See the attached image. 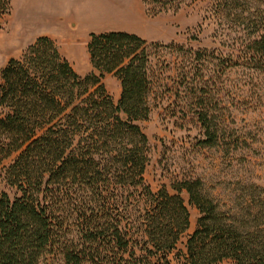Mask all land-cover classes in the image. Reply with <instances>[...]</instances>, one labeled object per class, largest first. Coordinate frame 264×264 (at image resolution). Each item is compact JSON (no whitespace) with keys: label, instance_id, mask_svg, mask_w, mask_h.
I'll return each mask as SVG.
<instances>
[{"label":"trees","instance_id":"trees-1","mask_svg":"<svg viewBox=\"0 0 264 264\" xmlns=\"http://www.w3.org/2000/svg\"><path fill=\"white\" fill-rule=\"evenodd\" d=\"M184 1L144 0L152 15ZM10 11L11 0H0V19ZM145 43L126 30L90 32L92 69L82 75L40 35L0 68V264H175L190 225L183 192L199 216L182 264H264L259 185H242L251 201L224 208L199 177L174 180L173 192L147 183ZM250 43L264 56V31ZM111 72L121 84L117 103L103 82Z\"/></svg>","mask_w":264,"mask_h":264},{"label":"rangeland","instance_id":"rangeland-1","mask_svg":"<svg viewBox=\"0 0 264 264\" xmlns=\"http://www.w3.org/2000/svg\"><path fill=\"white\" fill-rule=\"evenodd\" d=\"M130 1L136 8L131 28L146 40L149 55L150 112L139 122L149 142L147 183L155 192L162 187L173 192L174 180L199 177L205 192L224 208L250 202L242 185L264 189V56L250 46L256 34L264 31V4L243 0L236 7L223 0H185L177 11L152 15L144 0ZM178 1L161 0L169 6ZM72 3L61 15L78 18ZM11 10L7 21L23 14ZM6 16L0 19V68L13 57L2 47L7 43V25L2 20ZM42 21L35 11V22ZM59 22L64 24L65 18L57 16ZM90 28L80 19L74 27L65 28L67 39L78 37L70 43L75 46L63 38L54 39L61 54L82 75L92 69L86 50ZM103 82L117 103L120 80L111 72ZM207 130L216 132L214 141ZM259 194L264 198V190ZM183 197L190 225L171 254L175 264H182L187 235L199 216L185 192ZM216 264H233V260Z\"/></svg>","mask_w":264,"mask_h":264},{"label":"crops","instance_id":"crops-1","mask_svg":"<svg viewBox=\"0 0 264 264\" xmlns=\"http://www.w3.org/2000/svg\"><path fill=\"white\" fill-rule=\"evenodd\" d=\"M72 1L78 18L91 25L89 32L113 29L136 32L135 27L131 28L130 24V21L136 20V8L130 0H11L13 12L18 9L22 10L23 14H20L19 18L13 16L11 21H7V18L9 20L11 18V10V13L2 19L7 25L5 32L7 43L2 47L8 57L18 56L27 44L40 35H47L56 40L63 38V41H69L70 46H75L70 43L76 42L78 37L67 39L65 28L74 27L79 19L75 16L61 15ZM35 11L38 17L42 18V23L35 22ZM57 16L60 19L65 18L64 24L56 23Z\"/></svg>","mask_w":264,"mask_h":264}]
</instances>
